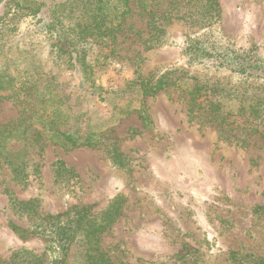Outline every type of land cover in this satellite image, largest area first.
I'll list each match as a JSON object with an SVG mask.
<instances>
[{
	"label": "rangeland",
	"instance_id": "obj_1",
	"mask_svg": "<svg viewBox=\"0 0 264 264\" xmlns=\"http://www.w3.org/2000/svg\"><path fill=\"white\" fill-rule=\"evenodd\" d=\"M171 1L158 3L164 9ZM219 2L222 20L216 36L235 46L254 45L264 58V0ZM133 9L132 31L118 38L119 54L97 72V84L109 90L104 101L94 103L103 121L117 111L118 87L133 78L135 70L159 75L182 68L192 75L214 76L208 64L189 62L182 54L189 30L181 21L169 23L162 42L147 48L145 15L135 5ZM219 74L236 82L229 73ZM63 79L78 84L77 73H64ZM143 102L151 120L148 127L132 111L140 103L135 96L128 114L103 125L124 155L123 168L111 163L103 146L61 150L47 144L36 156L39 172L26 184L8 182L0 172V264H47L42 238L21 237L12 230L11 223L26 227L28 221L11 208L6 183L18 199H33L43 214L85 205L99 211L115 195H123L121 215L101 238L116 264H236L233 251L264 258V139L254 133L238 141L232 126L220 130L190 120L185 95L177 88ZM91 103L87 106L92 111ZM28 113L18 103L0 100V123ZM57 158L76 175L58 180L52 167ZM80 247L71 246L68 264H76ZM26 251L39 261L28 260Z\"/></svg>",
	"mask_w": 264,
	"mask_h": 264
},
{
	"label": "trees",
	"instance_id": "obj_2",
	"mask_svg": "<svg viewBox=\"0 0 264 264\" xmlns=\"http://www.w3.org/2000/svg\"><path fill=\"white\" fill-rule=\"evenodd\" d=\"M134 5L145 15L147 48L162 42L169 23L181 21L189 30L182 54L189 62L208 64L214 76L192 75L182 68L159 75L135 70V76L118 87L117 111L103 121L94 103L104 101L109 90L97 84V72L119 54L118 38L132 31ZM221 20L219 0H173L164 9L158 0H0V100H11L29 112L0 123V172L8 182L26 184L39 172L36 156L47 144L61 150L103 146L111 163L123 168L124 155L110 142L109 128L103 125L128 114L135 96L140 103L132 111L148 127L151 120L143 100L170 87L185 95L190 120L220 130L232 126L238 130V141L254 133L264 139V58L254 45L222 42L214 33ZM64 73H77L78 84L64 80ZM219 73H229L236 82ZM52 167L60 181L76 175L61 158ZM4 191L14 212L28 221L26 227L11 223L12 230L21 237L42 238L47 264H68L75 243L81 246L76 264H116L101 246V238L121 215L123 195H115L99 211L85 205L43 214L33 199L14 196L8 183ZM25 253L28 260L39 261ZM231 260L264 264L262 257L239 256L235 251Z\"/></svg>",
	"mask_w": 264,
	"mask_h": 264
}]
</instances>
